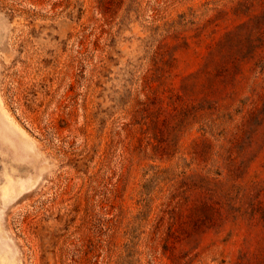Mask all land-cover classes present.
<instances>
[{
	"label": "rangeland",
	"instance_id": "obj_1",
	"mask_svg": "<svg viewBox=\"0 0 264 264\" xmlns=\"http://www.w3.org/2000/svg\"><path fill=\"white\" fill-rule=\"evenodd\" d=\"M0 134V264H264V0H0Z\"/></svg>",
	"mask_w": 264,
	"mask_h": 264
},
{
	"label": "bare ground",
	"instance_id": "obj_2",
	"mask_svg": "<svg viewBox=\"0 0 264 264\" xmlns=\"http://www.w3.org/2000/svg\"><path fill=\"white\" fill-rule=\"evenodd\" d=\"M0 135H1V134H0ZM3 136H4V135H3ZM3 136H2V137H3ZM2 137H1V138H2ZM5 139H7V138H5ZM3 140H4V137H3Z\"/></svg>",
	"mask_w": 264,
	"mask_h": 264
}]
</instances>
